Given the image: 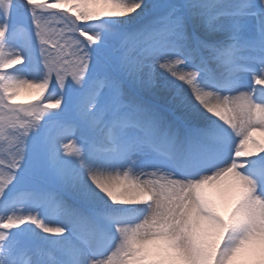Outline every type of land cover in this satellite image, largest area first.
I'll return each instance as SVG.
<instances>
[{
	"label": "rangeland",
	"instance_id": "374dc122",
	"mask_svg": "<svg viewBox=\"0 0 264 264\" xmlns=\"http://www.w3.org/2000/svg\"><path fill=\"white\" fill-rule=\"evenodd\" d=\"M256 31L264 0H0V264H264Z\"/></svg>",
	"mask_w": 264,
	"mask_h": 264
},
{
	"label": "bare ground",
	"instance_id": "6f19581e",
	"mask_svg": "<svg viewBox=\"0 0 264 264\" xmlns=\"http://www.w3.org/2000/svg\"><path fill=\"white\" fill-rule=\"evenodd\" d=\"M139 12V11H138ZM137 12V13H138ZM136 16V13L133 15V14H130L129 12H127L125 15H124V20H132L133 19V17H135ZM235 106H241V107H246L247 106V101L246 100H243V99H239V98H237L235 101H234V103H233ZM213 113V111L212 112H210L209 114L210 115H212V117H214V115L212 114ZM222 116H224V114L222 115ZM221 117V116H220ZM224 123V120H221V121H219V124L220 125H222ZM251 135V138L253 139V138H256V137H253L252 135V133L250 134ZM256 141V142H255ZM254 142L256 143V144H260V145H262L263 147H264V140L262 139V138H256L255 140H254ZM103 181V180H102ZM223 194H225L224 192H222ZM264 215V214H263ZM264 217V216H263ZM249 252V250H245V251H241V255H245V254H247ZM232 256V255H231ZM229 258V257H228ZM227 258V259H228ZM247 259V256L245 255V256H243V259H242V261L243 260H246ZM228 262H227V264H238V260H236V261H233V262H230V259L229 260H227Z\"/></svg>",
	"mask_w": 264,
	"mask_h": 264
}]
</instances>
